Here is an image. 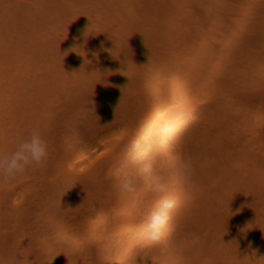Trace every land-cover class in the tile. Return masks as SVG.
Wrapping results in <instances>:
<instances>
[{
  "label": "trees",
  "instance_id": "trees-1",
  "mask_svg": "<svg viewBox=\"0 0 264 264\" xmlns=\"http://www.w3.org/2000/svg\"><path fill=\"white\" fill-rule=\"evenodd\" d=\"M224 2L138 0L131 22L120 24L123 37L109 58V50L104 54L105 9L101 0H93L89 9L71 12L69 35L47 23L35 9L36 0H0V95L7 94L5 102L0 103V143L11 150L10 141L36 129L48 144L47 156L40 164L11 182L0 183V264H16L11 257L20 243L24 246V241L57 228H65L67 245L42 246L38 260L31 264H93L87 251L73 244L87 235L90 246L103 255L113 246L111 233L129 232L133 244L115 248L124 261H132L135 250L133 260L137 264H172L165 262L162 254L157 259L155 246L142 247L138 235L143 228L146 231L147 223L140 214H146L149 205L159 207L163 198L175 197V190L153 193L150 176L140 171L151 159L149 155L134 156L125 173L118 174L116 169L140 125L148 123L150 129L151 122L145 117L155 114L159 109L156 106L162 105L166 86L173 101L195 95L194 76L199 83L206 73L201 63V40L213 37L210 25L218 29L224 22L210 11V4ZM17 21L28 30H37L45 43L70 62L55 87L43 76L21 87L8 82L3 85L11 60L10 37ZM246 54L256 64L255 56ZM92 83L97 91L88 92L90 101L95 99L106 106L101 105L100 116L88 115L94 106L83 105L81 99L83 89L79 87ZM48 108L53 113L50 119L46 118ZM72 116L80 123L71 122ZM249 151L254 157L258 154L253 148ZM140 159L146 161L141 164ZM125 175L135 181V192L121 191ZM217 189L195 217L175 214V204L170 212L174 228L204 221L218 202L222 187ZM184 192H190L189 185ZM148 197V202H143ZM136 204L139 207L132 208ZM131 215L134 222H128ZM83 225L87 227L85 234ZM261 233L256 230L249 240L259 243L255 247L260 245L264 255Z\"/></svg>",
  "mask_w": 264,
  "mask_h": 264
},
{
  "label": "bare ground",
  "instance_id": "bare-ground-1",
  "mask_svg": "<svg viewBox=\"0 0 264 264\" xmlns=\"http://www.w3.org/2000/svg\"><path fill=\"white\" fill-rule=\"evenodd\" d=\"M210 5L212 6L210 11L224 22L219 23L218 29L210 25L213 37L207 44L208 47H214L220 42L222 32L234 31L239 36L230 45L231 55L236 57L246 52L264 53V0H226L224 3ZM57 57L50 61L46 60L49 62H43L41 75L48 85L54 87L60 82L67 71L66 66L70 63L66 57H59L61 62L56 60ZM63 67L65 69H60ZM233 74L235 72L231 73ZM226 77L228 76L214 74L217 80ZM254 85L253 91L249 93L244 89L228 90V99L221 96L204 101L194 126L188 124V117L178 114L180 107L184 106L171 99V91L166 86L163 91L165 101L162 100V105L156 106L159 109L153 114L150 129L148 123H144L140 125L139 132L134 133V139L140 140V148L133 156L142 153L156 158L158 165L155 173H158L162 177V182L168 186L166 193L173 189L183 192L171 198L177 205V208H174L175 214L182 212L185 218L197 216L201 208L209 203L205 200L215 191L216 186L222 187L218 202L210 208L204 221L174 228V220L170 219L163 229L162 242L155 246L157 259L162 254L164 261H170L172 264H264V255L259 251L260 245L259 248L255 247L259 243L249 240L251 235H255L256 230L262 232L261 235L264 236V110L251 117L248 109L231 108L238 100L243 106L251 105L255 101L264 104V81L257 78ZM79 88L83 89L81 93L83 105L92 103L94 106L91 112L88 110V115L91 113L99 116L96 112L101 111L102 104L95 99L90 101L88 95V92L97 91L96 85L92 83ZM258 91L261 92L259 96ZM3 94L7 96L6 93ZM5 99H0V103L5 102ZM52 116L53 113L48 108L46 118L50 119ZM70 121L80 123L76 116H72ZM250 148L257 150L256 157L251 154ZM173 151H184V155H179L192 158L196 170V183L189 186V193L184 192L187 184L180 168L184 158L171 159L170 154ZM166 158L171 161L168 166L164 162ZM144 161L146 160L140 159L139 163L142 164ZM38 185L39 182L32 186L31 191L35 192ZM184 194L186 196L181 197ZM150 197L143 202H148ZM136 207L139 205L136 204L132 208ZM157 209L155 205H149L146 214H140L141 219L147 222L150 213ZM248 211L250 217L243 220ZM234 220L242 226L233 229L231 224ZM128 222H134L132 215ZM1 229L2 224L0 231ZM86 231L87 227L83 225L82 232L85 234ZM143 231L138 235L139 244L142 247L153 246L148 241L147 231L144 228ZM87 237L85 235L83 240H78L73 246L78 250L81 248L86 250V256H90L93 264H137L133 260L135 250L130 262L124 261V256H118L115 251L116 247H125L132 243L130 232L111 233L113 246L103 255L90 246ZM24 242V246L23 242L18 245L17 252L11 260L16 264L36 263L42 246L67 245L66 230L53 229L38 239ZM18 257L20 261H17ZM29 257L31 260H28Z\"/></svg>",
  "mask_w": 264,
  "mask_h": 264
},
{
  "label": "clouds",
  "instance_id": "clouds-1",
  "mask_svg": "<svg viewBox=\"0 0 264 264\" xmlns=\"http://www.w3.org/2000/svg\"><path fill=\"white\" fill-rule=\"evenodd\" d=\"M238 36L239 35L234 31L222 32L220 35V42L214 47L207 46L211 41V37L205 36L202 38L200 44L201 63L206 70L205 76L199 83V80L194 76L195 95L193 93L192 98L185 99L184 101H175L184 106L180 107L178 114L188 117V124L190 126L196 124L201 106L205 103L204 101L213 100L221 96L228 99V90L244 89L249 93L253 91L255 87V79L260 78L264 81V53L252 52L253 56H255L256 64H253L250 61L249 56L246 53H242L236 57L231 55L230 45ZM230 68H232V70ZM232 72H235V74L231 75ZM215 73L220 76L228 77L217 80L214 78ZM257 95H261V92L258 91ZM102 106L106 108L104 104H102ZM196 106L200 107L195 108ZM231 108L248 109L250 111V116L252 117L264 110V104L255 101L251 105L243 106L242 102L238 100ZM102 111L103 108L98 112L99 116ZM153 117V115H149L145 118H147L148 122L152 123ZM10 143L13 145L11 150H6L3 144L0 143V183L11 182L18 175L24 174L31 166L40 164L47 156L48 152L47 142L36 129H33L28 136L12 140ZM139 148L140 140H131L123 160L116 169L118 174L126 172V169L134 160L133 154L137 152ZM179 154L184 155L185 153L184 151H173L170 154V158H184ZM164 162L167 166L171 163L169 158H166ZM157 165L158 160L156 158H151L143 164L140 171L141 173L150 176V183L153 191L157 193H166L168 191V186L162 182L161 176L155 174V168ZM180 168L183 173L185 184L194 186L196 183V170L193 166L192 158L190 156L185 157L180 163ZM217 187L220 188V186L217 185L215 190H218ZM120 188L124 193H133L136 190L135 181L125 175L121 180ZM173 190H175L176 195H178L179 190ZM175 203V200L163 198L160 201L158 209L150 213L145 227L147 238L151 245L156 246L162 242L164 237L163 229L171 219L170 212L175 207ZM249 217L250 212L248 211L243 220H247ZM231 225L233 226V229L242 226L237 220H234Z\"/></svg>",
  "mask_w": 264,
  "mask_h": 264
},
{
  "label": "rangeland",
  "instance_id": "rangeland-1",
  "mask_svg": "<svg viewBox=\"0 0 264 264\" xmlns=\"http://www.w3.org/2000/svg\"><path fill=\"white\" fill-rule=\"evenodd\" d=\"M63 1V3H60ZM36 0L35 8L46 16L47 23L60 33H71V12L89 9L93 0ZM105 9L104 54L109 50V58L113 47L123 37L120 24H128L134 15V6L138 0H101ZM80 4V5H79ZM81 8V9H80ZM37 30L26 29L19 21L15 33L10 37L12 56L9 69L5 73L4 83H12L21 87L30 81H38L43 74V62L54 57L65 56L51 48L36 33ZM40 33V32H39ZM57 57L56 60L61 59ZM61 62V61H60ZM60 69H65L60 68ZM58 72V70L56 71ZM2 93L0 99H5Z\"/></svg>",
  "mask_w": 264,
  "mask_h": 264
}]
</instances>
